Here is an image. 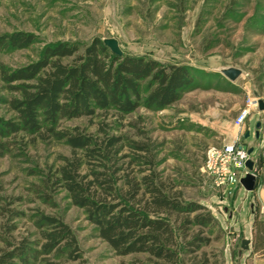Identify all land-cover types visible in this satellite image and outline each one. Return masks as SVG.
<instances>
[{"label":"rangeland","instance_id":"rangeland-1","mask_svg":"<svg viewBox=\"0 0 264 264\" xmlns=\"http://www.w3.org/2000/svg\"><path fill=\"white\" fill-rule=\"evenodd\" d=\"M14 33L31 35L34 41L22 50H0V67L7 72L36 62L46 46L68 43L81 50L95 39H113L121 56L189 72L190 85L163 110L202 117L220 111L234 119L247 110L244 128L255 121L264 125V114L253 106L256 100L264 103V0H1L0 39ZM227 69L240 71V76L230 81L221 73ZM6 89L0 82V119L11 121L14 116L5 102L15 96ZM141 94L139 108L130 115L98 112L91 118L62 120L58 130L96 142L122 139L119 157L126 158L118 166L123 176L139 171L138 164L127 165L132 143L145 145L160 177L181 193L184 202L205 207L215 219L207 232L212 242L204 251L218 264H250L247 256L237 259L239 242L246 236V204L239 195L231 199L223 191V163L214 173L205 168L209 151L220 147L217 139L186 123L174 124L171 114L159 119L162 110H148L143 103L146 84ZM0 144V257L23 242L41 252L40 234L47 229L43 221L51 218L69 228L78 251L62 249L30 259L29 264H143V255L116 256L98 238L83 210L53 185L55 172L72 156L64 141H34L18 134L0 138ZM247 146L242 142L238 150L247 151ZM256 149L259 152L248 160L255 162L252 174L259 177L264 173V149ZM237 173H246L243 160ZM258 211L254 206V213Z\"/></svg>","mask_w":264,"mask_h":264},{"label":"trees","instance_id":"trees-1","mask_svg":"<svg viewBox=\"0 0 264 264\" xmlns=\"http://www.w3.org/2000/svg\"><path fill=\"white\" fill-rule=\"evenodd\" d=\"M33 41L31 35L14 33L0 39V50H22ZM0 82L15 96L5 102L14 117L0 119V138L23 134L34 141L65 142L72 156L55 172L53 185L67 193L72 206L83 210L98 238L116 256L143 255V264H218L204 251L212 242L207 232L216 225L215 219L205 207L184 202L181 193L160 177L145 145L132 143L127 165L138 164L139 171L123 176L118 166L126 158L119 157L122 139L105 137L96 142L58 130L62 120L91 118L98 112L132 114L140 106L144 84V105L161 111L177 102L190 85L191 75L184 67L117 57L95 39L81 50L68 43L46 46L34 63L12 72L0 67ZM92 161L98 163L90 165ZM43 225L47 229L40 234L41 252L23 242L2 255L0 264H29L30 259L62 249L78 251L66 225L51 218H45ZM258 251L264 253L263 221L255 225L253 252Z\"/></svg>","mask_w":264,"mask_h":264},{"label":"crops","instance_id":"crops-1","mask_svg":"<svg viewBox=\"0 0 264 264\" xmlns=\"http://www.w3.org/2000/svg\"><path fill=\"white\" fill-rule=\"evenodd\" d=\"M170 114L172 115L173 122H175L174 124L186 123L189 126L194 127L210 136H214L217 139L219 146L232 144L238 147L242 144V142H248L246 150H251V153L254 156L259 152V150L256 149L257 145L260 149H264V125L258 123L257 121L253 122V124L251 126L249 125L247 128H244L243 126L241 128H237L233 125L234 117L226 112L220 111H214L212 114L202 117L201 115L191 111L175 113L174 111L170 110H162L158 113L160 116L159 119L169 117ZM258 114H264V110L258 111ZM257 124H260L258 128L259 131L256 128ZM246 135L248 136L246 137ZM262 156L264 159V150L262 152ZM251 161L253 163L252 172L255 173L257 166L252 159ZM247 172L248 171L246 170V173ZM244 175L240 176L237 173V170L233 169L225 190V194H227L228 197H231V199H233L235 195H239L241 202L246 204V207L249 211L247 214L248 216H246V219H244L243 222V233L246 236L244 239H242L249 242L248 250L241 251V240L239 242L237 259L241 260L247 256L249 258L248 262L250 261V264H264L263 251H258L255 253L253 252L255 225L257 222H264V173H262V175L260 174L259 177L254 176L255 186L252 192H245L239 184V180L244 177ZM233 180L234 186L232 185ZM240 204L241 203L238 205L240 206ZM254 206H256L259 210L257 213H254ZM242 209L240 210L239 214L242 213Z\"/></svg>","mask_w":264,"mask_h":264},{"label":"built area","instance_id":"built-area-1","mask_svg":"<svg viewBox=\"0 0 264 264\" xmlns=\"http://www.w3.org/2000/svg\"><path fill=\"white\" fill-rule=\"evenodd\" d=\"M254 108L258 111V100L253 102ZM248 111H244L241 116L233 120V125L237 128L242 127V122L245 119ZM248 153L247 151H240L238 147L232 144H226L219 147L216 151L212 149L208 153L207 160L205 162V168L207 171L214 173L218 171V165L223 163V172H224V192L227 188L230 176L232 174V170H237L238 164L241 160H243V167L244 163L248 160Z\"/></svg>","mask_w":264,"mask_h":264},{"label":"water","instance_id":"water-1","mask_svg":"<svg viewBox=\"0 0 264 264\" xmlns=\"http://www.w3.org/2000/svg\"><path fill=\"white\" fill-rule=\"evenodd\" d=\"M103 45L109 50V52L117 57H120L121 51L118 48V44L113 39H106L102 41ZM222 75L225 76L230 81L236 80L240 76V71L235 69H227L221 71ZM258 110L263 111L264 110V103L260 100H258ZM256 128H259V125H256ZM248 135H246L247 137ZM251 150L247 151L248 155L251 154ZM244 168L248 171L245 173L244 177H242L239 180L240 186L243 188L245 192H252L254 190L255 186V177L252 174L253 171V163L250 160H247L244 163ZM248 244L249 242L247 240H242L240 242V249L241 251H247L248 250Z\"/></svg>","mask_w":264,"mask_h":264},{"label":"bare ground","instance_id":"bare-ground-1","mask_svg":"<svg viewBox=\"0 0 264 264\" xmlns=\"http://www.w3.org/2000/svg\"><path fill=\"white\" fill-rule=\"evenodd\" d=\"M208 117H210V116H208Z\"/></svg>","mask_w":264,"mask_h":264}]
</instances>
